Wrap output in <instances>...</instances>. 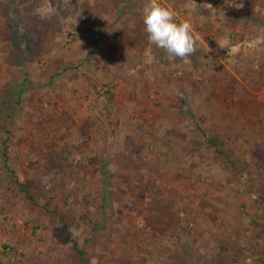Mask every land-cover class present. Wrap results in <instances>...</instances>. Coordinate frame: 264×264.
Instances as JSON below:
<instances>
[{
  "label": "rangeland",
  "instance_id": "374dc122",
  "mask_svg": "<svg viewBox=\"0 0 264 264\" xmlns=\"http://www.w3.org/2000/svg\"><path fill=\"white\" fill-rule=\"evenodd\" d=\"M148 2L117 0L95 49L98 27L82 9L31 42L26 3L0 0L3 264H80L56 220L14 190L16 179L41 185L42 205L75 214L86 264H173L185 251L193 264H254L255 193L196 143L203 131L221 136L264 183V27L244 26L243 0H160L197 38L195 54L169 60L148 41ZM34 13L57 8L43 0ZM138 26L145 45L126 47L121 35ZM103 188L113 194L101 235Z\"/></svg>",
  "mask_w": 264,
  "mask_h": 264
},
{
  "label": "trees",
  "instance_id": "16d2710c",
  "mask_svg": "<svg viewBox=\"0 0 264 264\" xmlns=\"http://www.w3.org/2000/svg\"><path fill=\"white\" fill-rule=\"evenodd\" d=\"M22 1L26 3L24 10L26 14L25 19L27 26H29L30 28L27 31V34L29 33L31 35V38H29L31 42H33L34 39L41 40L45 33H49L52 30L55 32L61 31L62 24L59 20V17L62 16L64 18L73 13L75 9L77 10L80 8L82 9L83 15L85 16L86 20H88L89 24H91V26L98 27L97 32L99 33V37L96 40L95 44V49H98L100 47V41H102L106 36L101 35L104 34V30L102 29V27H100V21L102 20L104 14L108 13L110 9L114 10V5L117 0H108L105 2L96 0L94 4H90L89 2H82L80 3L81 5L77 0H70V2L67 4L65 3V0H47L51 3V5L57 8V13L50 15L49 17H42L41 15L34 13V11L37 9V7H39L40 3L43 0ZM243 1L247 7L243 16L244 26H256V29L258 30L264 27V15L256 10L257 6L264 7V0ZM138 30L140 31L139 36L136 35V31L138 32ZM134 33L135 35L133 36L123 33V35H121L123 43H125L126 47L128 45L130 47H137L138 45L143 47L146 40L142 36L143 31L141 26H138L137 30H134ZM31 51H34V49H31ZM69 68V65H65L62 66L57 72L60 73L61 71L68 70ZM56 73L54 75L52 74L50 77H55ZM199 129L203 131L202 128L199 127ZM6 130L8 131L9 129ZM196 145L199 148H201L202 146H207L212 149L215 155L227 164L229 172L232 175L241 178L243 182L246 183V187L249 192L255 193L254 195H252V200L254 202L255 208L262 213V219L257 225V231L249 244V250L253 255L254 264H264V183L260 185L252 180V175L250 172L251 167L249 162L242 156H240L236 152L235 148L229 145L221 136L210 135L203 131V138L201 141H198ZM198 147L194 149L198 150ZM14 190H18L24 200L31 203V205L35 207L44 209L47 214H49L56 220V222L58 223L57 225L61 227L62 238L65 240H69L72 243L73 250L75 251L77 258L79 259V263L86 264L85 260L88 257L86 251L87 249H84L83 246H80L79 242L72 237L71 233V229L75 223V214L71 210H63L56 206L46 207L45 205H42L41 185H38L33 181L16 179ZM110 194V191H106L103 188L99 200V219L96 229L101 235H104L106 232V225L111 204ZM114 198L119 199V197H117L116 195H114ZM90 242L88 241L84 246H88ZM183 255L185 256H182L173 264H193L194 259L196 258L195 253L185 251ZM0 264L3 263L0 261Z\"/></svg>",
  "mask_w": 264,
  "mask_h": 264
},
{
  "label": "clouds",
  "instance_id": "9594fccd",
  "mask_svg": "<svg viewBox=\"0 0 264 264\" xmlns=\"http://www.w3.org/2000/svg\"><path fill=\"white\" fill-rule=\"evenodd\" d=\"M142 19L149 43L162 49L169 60H183L195 54L197 38L192 24L187 20L177 22L160 0H149L143 7Z\"/></svg>",
  "mask_w": 264,
  "mask_h": 264
}]
</instances>
